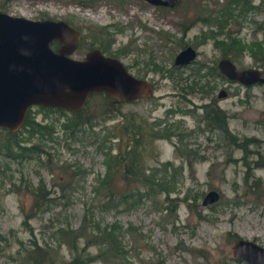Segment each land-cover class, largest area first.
I'll use <instances>...</instances> for the list:
<instances>
[{
	"label": "rangeland",
	"instance_id": "1",
	"mask_svg": "<svg viewBox=\"0 0 264 264\" xmlns=\"http://www.w3.org/2000/svg\"><path fill=\"white\" fill-rule=\"evenodd\" d=\"M251 2L255 8L219 26L211 20L192 21L216 13L227 0H181L178 6L163 9L145 0H99L90 5L78 0H0V10L14 16L67 20L90 33L106 29L114 34L113 49L129 44L127 56L122 55L129 71L153 82L149 83L150 95L120 103L119 115L115 113L107 120L98 116L92 129L84 126L75 135L62 126L71 119L69 112L31 108L34 120L46 125L49 133L30 134L21 129L22 144L39 145L42 151L38 154L13 159L0 153V235L7 239L0 244V264H17L11 256L18 242L28 246L30 240L41 248H58L59 257L68 259L70 254L60 244L58 229L74 230L83 221L91 227L87 231L95 225L100 229L112 224L120 226L118 239L126 251L123 264H247L234 258L233 235L264 246V195L256 199L244 178L248 164L252 165L258 153L264 155V85L244 86L214 74L217 61L224 57L223 49L215 42L228 44V34L246 49L225 58L237 68L261 65L257 46L264 47V0ZM182 22L190 26L185 34L180 29ZM181 42L194 45L197 55L194 62L176 68L173 59ZM83 54L84 51L75 50L71 57L80 59ZM209 69L215 70L213 74L208 75ZM203 80L211 82L214 96L220 89L226 93L220 105L228 115L227 130L235 137V143L199 122L200 109L180 97L184 92L187 96ZM188 95L196 104L206 101L196 93ZM101 99L91 98L87 109L98 114ZM177 107L189 112H177ZM130 114L147 123L172 124L174 132L184 136L182 141L188 143L195 158L191 165L182 160L177 148L184 151L185 147L175 145L179 139L176 134L170 139L155 140L151 148L146 147V164L150 166L147 171L162 172V163L171 161L167 167L172 179L168 194L171 199H165L162 191L151 196L141 190V196L134 191L128 202L114 200L115 205L105 206L93 191L97 178L106 171L102 147L94 136L100 133L103 138L108 126ZM247 138L256 143H245ZM116 140H110L113 152ZM250 173L259 177L264 187V168ZM38 184L45 187L51 200L47 209L31 214L33 196L28 189ZM130 186L125 181H115L118 191L130 192ZM210 189L217 190L219 198L202 205L201 200ZM193 198L195 205L189 208L187 203ZM28 214L32 216L26 218ZM82 245L83 238L79 247ZM87 251L95 254L98 247L91 245Z\"/></svg>",
	"mask_w": 264,
	"mask_h": 264
},
{
	"label": "trees",
	"instance_id": "2",
	"mask_svg": "<svg viewBox=\"0 0 264 264\" xmlns=\"http://www.w3.org/2000/svg\"><path fill=\"white\" fill-rule=\"evenodd\" d=\"M236 5H240L238 8ZM255 8L251 0H227L224 8L218 9L216 13H208L210 15H205L203 17L197 18L192 22L197 20H202L204 22L211 20L215 21L216 24L222 26L223 23H227L228 19H232L239 14H242L250 8ZM235 10H241V13H234ZM187 26H182L181 32L185 31ZM205 37V36H204ZM214 37V36H213ZM229 43H219V47L223 49V56L226 57L230 54L237 55L246 49V47L239 43L235 37L228 34ZM97 41V39H95ZM55 45L57 43L55 42ZM52 47V46H51ZM258 48V60L262 61L264 59V47L261 45ZM95 96H100L102 99L101 109L99 113L90 112L87 107L89 106V101ZM119 102L115 101L113 98L109 97L107 94L102 92H94L88 95V98L83 105V107L78 111H66L60 108L43 107L39 106L40 109L56 110L58 112H69L72 117L67 121L62 123L64 131L69 129L70 135H75L77 132L81 131L84 126H88L90 129L93 128V120L96 117H102L104 120L111 119L115 113L120 114ZM123 120L119 121L111 127L108 126L107 132L104 134L103 138L100 139V133H96L94 136V141H99L98 145L102 147L101 152L104 154V162L106 171L105 173L96 180V187L94 188V193L99 200L103 201V205L112 206L115 205L114 200L121 202H128L129 198L132 197L135 191L137 196H141V190H144L149 195L155 196V193L162 191L165 195V199H171L168 194L171 190L170 182L172 179L169 178L167 174V167L172 165L171 161H165L162 163L163 171L159 169L151 170L148 173V166L146 164V147L153 144L157 139L165 138L170 139L172 135H175V127L172 124H162L160 121H153L151 123L145 122L141 117L130 114L129 116H123ZM70 120V121H69ZM225 137L231 143H235V137L232 136L224 122L220 124ZM21 129H26L27 132H42L49 129L46 125H42L38 121L34 120L31 115V107L26 111L25 118L21 126L14 130L9 131L6 128H0V153L8 158H22L23 156L30 157L32 154H38L42 149L39 145L31 144L25 146L22 144V138L20 134ZM95 134V132H94ZM116 137V151L113 152V144L111 143V138ZM182 136L179 137L180 147L184 146L185 150L181 151L179 147L177 148L179 155L182 156V160L186 161L188 165H191L194 161V151L191 152L186 144H182ZM237 143V142H236ZM245 143L251 144L256 143L253 138L245 139ZM243 146V143H239ZM248 170L245 175V182L248 184V188H252V193L256 199H260L264 195V187H262V182L259 177H255L253 173H250L253 169L264 168V155L258 153L257 158L252 161V165L248 164ZM157 171V172H155ZM160 175L158 176V173ZM171 177V176H170ZM122 180L131 185L128 190L118 191L115 187V181ZM174 180V179H173ZM157 188L158 190H155ZM28 191L33 196V201L31 203V214L45 210L48 208L49 201L48 192L42 185H37L35 187L29 188ZM184 200L185 197H184ZM196 199L193 198L191 202L187 203L190 208L191 204H194ZM167 211L168 206L164 207ZM26 215V218L32 215ZM200 216V214L198 213ZM90 225L81 222V225L77 229H58L61 236L60 244H64L70 257L68 259L59 257L58 248H41L34 240L29 241L28 246H24L21 241L18 242V247L15 254L12 255V260L17 264H92L96 261H103L107 264H123L126 262L125 255L126 251L124 246L121 245L120 239H118V231L120 232V226L112 224L108 227L100 229L97 225L93 226L91 231H87ZM229 234V233H228ZM237 241L240 237L233 235ZM83 238V245L79 247L80 240ZM6 238L0 235V244L6 242ZM91 245H96L98 251L95 254H91L87 251V248Z\"/></svg>",
	"mask_w": 264,
	"mask_h": 264
},
{
	"label": "water",
	"instance_id": "3",
	"mask_svg": "<svg viewBox=\"0 0 264 264\" xmlns=\"http://www.w3.org/2000/svg\"><path fill=\"white\" fill-rule=\"evenodd\" d=\"M152 4L174 7L178 0H147ZM78 32L62 19L33 20L0 11V128L18 129L29 107L60 108L78 111L88 95L102 92L119 102L150 95L151 85L136 78L123 63L98 49L82 59L71 54L78 43ZM58 41L54 50L50 43ZM196 56L191 46L180 50L175 64H187ZM217 66L230 81L244 86L264 85V59L258 67L237 68L229 58ZM264 120V110L262 111ZM219 192L208 190L202 205L215 202ZM234 257L247 264H264V246L239 238Z\"/></svg>",
	"mask_w": 264,
	"mask_h": 264
},
{
	"label": "flooded vegetation",
	"instance_id": "4",
	"mask_svg": "<svg viewBox=\"0 0 264 264\" xmlns=\"http://www.w3.org/2000/svg\"><path fill=\"white\" fill-rule=\"evenodd\" d=\"M78 1L81 2V4L90 5L93 2L99 1V0H85V1L78 0ZM180 1L181 0H178L177 1V4L174 7L178 6ZM145 2L148 3V4H150V5L157 6L158 8H161V9H163L164 7L173 8V7L163 6L161 4H152V3L148 2L147 0H145ZM0 11L1 12H4L2 10H0ZM4 13H6V12H4ZM7 14H9V13H7ZM10 15H12V14H10ZM64 21L67 22L70 26H72L78 32V35H79L78 36V43H77V46H76L75 50L76 51H80L81 53H82V51H84V54H83V56L80 59H82L84 57V55L88 51H90L92 49H98L104 55L117 58V59H119L123 63V61H122V55H126L127 56L128 52L130 51L129 50V47H127V45H129L128 43H126L124 46H120L119 45V46L115 47V49H113L114 48L113 45L115 43L114 34H109L106 29L101 30V31H99L97 33H96V31L94 33H90L89 31L84 32L82 29L77 28V27H74L72 24L69 23V21H67V20H64ZM188 24L189 23L186 24L185 22L184 23L182 22L180 24V29L182 28L183 25L184 26H187L186 30L187 29H190V26ZM186 30L183 31L182 34H185ZM95 39H97V41ZM55 42L57 43V45H55ZM50 45L52 46V48L54 50H57L60 47V43L58 41H52L50 43ZM187 46H191L195 50L196 55H197V50L195 49V46L194 45H189V44L185 45V43H182V42H181L179 51L182 50V49H184V48H186ZM74 51H73V53H74ZM174 58H175V56H174ZM195 58H196V56H195ZM195 58L191 62H189L187 64H175L174 63V59H173V66L176 67V68L183 67L185 65H188V64L194 62ZM218 61H217V63H218ZM217 63H216L217 72H215V74H214L215 77L219 76L218 78L222 77L223 79H227L221 73V71L219 70V68L217 66ZM123 65L125 66V68L127 69V71L129 73H131L133 76H135L136 78L145 79L147 82H149L151 84L153 83V82H150L146 78V76L145 77L144 76H137L134 73L130 72L129 71V68L127 67L128 64L126 65L125 63H123ZM214 71L215 70H212L211 69L208 72V75L213 74ZM201 76H203V75H201ZM195 93L198 94V95H200L201 98H206V101H204V102H202L200 104L194 103L188 97L189 96L188 94L191 95V94H195ZM143 97L133 98V99H130V100H127V101H124V102H119L115 98H114V100L117 101V102H119V103H126V102L135 101V100H137L139 98L141 99ZM180 97L182 99L184 98L185 100L187 99L188 102L191 103L192 106L195 107L196 110L200 109L201 114L198 115L199 116L198 117V121L199 122H204L203 125H205V127H209L210 126L211 128H213L215 130H218L220 133H223L224 134L222 128L220 127V124H222L224 122V125L227 127V118H228V115H227L225 109L220 105L221 101L224 99V97H226V93L224 92L223 89H220L218 91V93L216 94V96H214V94L212 93L211 82H209L208 80H206V81L203 80L202 83H200L199 85H197L193 89L189 90L187 92V96H186V93L184 92V93H180ZM32 107H38V106L37 105H34V106H31V108ZM175 110L177 112H183V113L189 112V110H183L180 107H177V109H175ZM176 135H177L178 138L181 137V136L184 138V136L182 134L177 133ZM181 143L182 144L184 143V144L188 145V143H186L184 141H181ZM178 144H180L179 139H177V143L175 145L178 146ZM239 260H241V259H239Z\"/></svg>",
	"mask_w": 264,
	"mask_h": 264
}]
</instances>
